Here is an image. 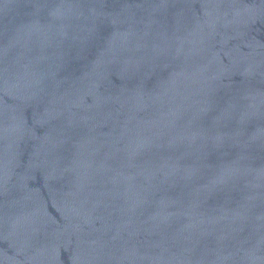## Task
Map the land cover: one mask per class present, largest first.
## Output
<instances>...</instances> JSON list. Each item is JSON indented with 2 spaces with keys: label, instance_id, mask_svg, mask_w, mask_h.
Here are the masks:
<instances>
[{
  "label": "water",
  "instance_id": "1",
  "mask_svg": "<svg viewBox=\"0 0 264 264\" xmlns=\"http://www.w3.org/2000/svg\"><path fill=\"white\" fill-rule=\"evenodd\" d=\"M0 264H264V0H0Z\"/></svg>",
  "mask_w": 264,
  "mask_h": 264
}]
</instances>
